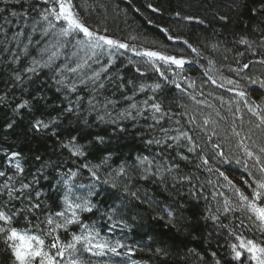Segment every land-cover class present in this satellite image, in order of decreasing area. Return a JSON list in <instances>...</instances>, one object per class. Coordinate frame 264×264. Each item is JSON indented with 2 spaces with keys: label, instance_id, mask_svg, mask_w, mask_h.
Returning a JSON list of instances; mask_svg holds the SVG:
<instances>
[{
  "label": "trees",
  "instance_id": "obj_1",
  "mask_svg": "<svg viewBox=\"0 0 264 264\" xmlns=\"http://www.w3.org/2000/svg\"><path fill=\"white\" fill-rule=\"evenodd\" d=\"M73 2L80 15L94 30L99 27L102 31L104 27H107L110 36L135 45L138 51L148 49L186 58L188 62L182 71L176 69L174 65L169 67L163 61H156V66L160 67L168 78L165 80L147 62V58L138 57L133 51L120 50L123 55L118 53L113 57L115 63L111 67L109 76L115 74L118 77L116 84L120 83L122 78L125 84L132 81L137 86L143 84L147 87L144 92H139L131 85L124 89H117L115 84L108 83L102 97L118 101L114 107L107 108L112 117L115 118L132 102L144 107L142 102L150 96H154L157 102L163 101L164 111L168 115L152 130L147 128L148 124L153 123L150 119V111L145 112V115L149 117L148 120L144 117H138L136 120L123 119L117 125H113L110 119L104 121L97 119L98 115L104 114L103 105L97 111H88L87 97L79 114L67 113L64 111L67 107V101L63 98L64 93L57 92V85L48 69H40L36 75L26 74L22 82L17 81L11 76V67L5 63L12 53L0 50V98H3L0 99V171H7L8 175H13L17 160L9 162V156L12 152L20 153L17 159L24 170L23 177L26 181L31 180L39 172V183L35 187L42 192L41 199L56 210L59 194L53 185H57L58 180L60 192L63 191L62 178L58 175V170L67 173L70 169L76 170L79 165L87 161L96 164L107 152L113 154L109 161L111 169L117 168L122 162L133 164L137 156H148L156 161L150 171L156 172L159 168V172L156 175L149 174L147 179H141L140 177L144 175L143 168L131 170L129 190L138 192L141 200L151 201V204L141 203L125 195L121 190H113L107 185L100 184L95 189L98 195L93 198V203H99L100 211L94 210L92 213L80 214L86 224L95 223L100 232L99 241L108 240L112 244L117 241L123 243L125 247L119 249L122 253H127L130 247L135 249L132 253L119 257L112 253L98 257L89 254L88 259L91 264H117V262L122 264H133V262L136 264H214L211 256L213 251L217 253L221 264H236L230 260L229 250L224 247L227 230L204 217L210 210L211 213L221 216L220 223L223 224H229L230 221L235 224L240 219H244L239 212L235 213L236 219L233 214L225 215L222 211L217 212V208L222 210L224 196L232 200L236 198L230 188L224 187L226 181L223 177L214 170L219 168L234 184L243 187L240 177L246 176V173L241 165L235 163L236 159L243 154L236 147L238 138L229 136V132L233 121L237 125V130H240L241 126L246 130L251 126L249 121L255 118L251 117L246 108H243L242 103L241 113L234 115L235 104L230 105L229 101H235L238 98L234 92L227 91V88L234 85H225L221 88L219 84L223 83L221 76L240 79L228 70L229 66L232 68L238 66L237 59L242 63L257 59L250 52L243 57H237L236 53L245 52L246 46L234 44L233 38L244 34L247 29V35L254 41L258 40V33H252L251 28L260 17L253 16L251 9L264 3V0H73ZM5 3L11 7L14 0H0V8L5 7ZM150 4L159 11L149 8ZM176 12H180L181 16L198 15L205 23L201 25L195 20H183L175 15ZM219 15L229 16L230 21L227 23L219 21ZM19 27L15 18L8 17L7 12L0 14V28L7 31L9 36ZM162 29H168V31L164 32ZM169 36L189 40L194 46L199 47L202 55L197 56L196 53H192L182 39L170 40ZM129 37H135V39H129ZM40 39L37 33L35 40ZM207 40L226 43L219 51L212 52L205 47ZM8 47L16 49L17 45L13 42ZM225 48H231L232 51L226 52ZM30 52L31 55L27 58L22 56V62L18 67L26 66L31 57L37 54L31 49ZM260 52L264 55V49H260ZM209 59L214 61L212 66L214 70H209ZM62 60L63 57L57 63ZM129 60L132 63H129ZM104 62L106 57L102 58V63ZM100 66L93 64L92 68L87 70L88 74L90 75L93 70H99ZM137 68L140 69L139 72ZM206 71L217 80L216 84L208 80ZM173 72L178 75H173ZM245 72L248 75L260 76L264 74V66L256 64ZM168 80H175L181 88L177 89L174 84L168 83ZM157 83L161 85V88L153 92L151 86ZM240 84L241 87H255L247 85L244 80H240ZM123 96H132L133 99L125 101ZM250 96L257 102H261L260 98L264 96V90L251 91ZM102 97L98 98L102 99ZM25 100L29 102L28 106L17 109V105ZM230 107L232 111H229ZM216 111H219L220 117L224 119L216 117ZM193 116L196 118V124L188 122ZM207 116L217 121L215 131L219 133V136L212 135L211 125L206 131H201L197 127ZM38 119L49 124V127L38 132L34 131L32 125ZM50 121L52 122L49 123ZM9 123L12 124L11 128L7 127ZM120 127H124L126 131H119ZM161 127L169 129V136L176 135L178 129L189 132V135H192L200 144V149L188 153L186 147L180 149L174 146L173 149H169L163 144L147 145L145 141L148 139L166 140L164 134L160 132ZM256 134L259 135V131ZM71 136L80 137L79 143L85 145V152H90L91 155H87L86 158L73 157L67 149L61 148V142H67ZM97 136L104 137V144L95 142L94 138ZM88 141L93 143L88 144ZM167 143L173 142L167 141ZM180 143L187 145L184 139H181ZM213 143L223 145L225 154L231 161L230 164L221 163V157L212 159L214 150L211 145ZM177 151H182L189 159L180 160ZM201 151L209 159V164L198 167L202 164L198 155ZM158 152L161 155L157 156ZM37 156L40 157L39 160L36 159ZM171 163H178L179 168L170 172L165 171ZM208 167H211L213 171H207ZM109 170L107 166L101 169L102 180L106 178ZM180 177L189 179L181 180ZM2 180L3 178H0V182ZM75 183L84 185L90 183L87 170L81 169ZM17 187H19L18 184ZM219 193H224V196H220ZM78 194L86 195L87 189L81 190ZM120 197H123L126 204V207L121 209V215L129 224L134 225L132 229L122 228L119 225L111 228L112 222L102 215L107 206L119 203ZM165 207L174 212L173 224H166V215L164 220L153 219L155 216L163 215L161 209ZM80 231L79 226L72 225L67 233L61 231V239L68 241L72 233ZM244 234L249 237L252 235L247 231H244ZM158 247L163 248L168 254L156 255L155 250ZM193 249L195 253H199V256L190 251ZM0 264H4L3 256H0Z\"/></svg>",
  "mask_w": 264,
  "mask_h": 264
},
{
  "label": "snow or ice",
  "instance_id": "obj_2",
  "mask_svg": "<svg viewBox=\"0 0 264 264\" xmlns=\"http://www.w3.org/2000/svg\"><path fill=\"white\" fill-rule=\"evenodd\" d=\"M43 5V7H41ZM149 8H153L150 4ZM153 11H159L153 8ZM7 12L8 17L15 18L20 27L17 31L12 32L9 36L8 32L0 28V50L3 52H10L6 64L11 67V76L22 82V78L26 74L36 75L40 69H48L52 73V78L57 85V92L64 93V99L67 101V107L64 109L67 113L76 112L79 114L80 110L85 105V97H87L88 111H97L103 105L104 114L98 115L97 119L104 121L110 119L113 125H117L120 120H136L138 117H144L148 120L149 117L145 115L146 111L151 112L150 119L153 123L147 125L149 130H152L155 125L159 124L165 116L168 115L164 111L163 101H156L154 96L142 102L144 107H141L136 102L129 103L127 108L122 109L115 118L107 111L108 106H115L118 101L108 97H102V93L107 89L108 83L115 84L117 89H124L128 85L139 92H144L147 86L141 84L137 86L132 81L125 84L121 82L116 84L118 77L115 74L109 76L111 67L114 65L115 57L118 53L123 55L120 50H128L135 52L138 57L147 58V62L160 73L165 80L164 72L160 67L156 66V61H163L164 64L176 69L183 70L184 65L188 62L184 56L166 55L159 51L145 49L138 51L135 45L128 42H123L108 34L107 27L101 31L99 27L93 29L80 15L73 0H14V4L9 7L5 3V7L0 8V14ZM251 13L255 17H260L257 22L252 25V33H258V40L254 41L247 35V29L244 34L234 36L233 43L246 46L245 52H237V57H243L247 52H250L257 59L249 60L242 63L239 59L236 60L237 67L229 66V71L235 73L240 79H231L221 76L223 83L219 87L223 88L225 85H234V87L227 88L228 92H234L238 98L235 101H229V104H235V114H239L243 108L254 117L255 120H250V127L246 130L241 126L237 130V125L233 121L230 127L229 136L238 138L236 147L242 152V157H238L236 164L241 165L246 173V176H241L240 181L243 187H238L232 180L225 175V172L219 168H215V172L223 177L228 187L233 192L235 200L224 196V193H219L224 196L222 210L217 208V212L222 214H233L239 212L244 219H240L238 223L229 224L220 223L221 216L209 213L205 219H211L220 228L227 230L226 243L224 247L229 250V257L231 261L236 264H264V96L260 98L261 102L251 98V91L264 90V74L260 76L248 75L245 70H250L253 65L264 66V55L261 54L260 49H264V3L251 9ZM176 16L183 20L193 21L203 25L205 21L198 15L181 16L180 12L175 13ZM219 21L229 22L230 17L227 15H219ZM9 22H11L9 20ZM167 32L168 29H162ZM39 33L41 39L35 40V35ZM172 39H182L183 43L196 53L197 56L202 55L199 47L194 46L189 40L182 37H168ZM135 39V37H129ZM35 40V43L33 41ZM15 42L16 49L9 48L8 45ZM225 41L207 40L205 47L212 52H217L225 44ZM257 46L254 47L253 45ZM22 45V47H20ZM43 45V46H41ZM31 50L36 51V56H32L29 63L24 67H18L22 62V56L27 58L31 55ZM226 52L232 51L231 48H225ZM63 60L57 63L58 60ZM106 57V62L102 63V58ZM227 59V56H225ZM129 63H132L129 60ZM93 64L101 65L99 70L91 71L89 75L87 70L92 68ZM209 70H214L212 66L214 61L208 60ZM223 67V65L221 66ZM139 72L140 69L137 68ZM219 71V70H216ZM173 75L178 73L173 72ZM208 80L216 84L217 80L205 72ZM31 78V77H29ZM240 80L246 81L247 85L255 86L253 88L241 87ZM107 81V83H106ZM168 83L174 84L177 89L181 85L175 80H168ZM152 91L161 88L159 83L151 86ZM135 92L133 93V96ZM98 97H102L98 98ZM3 99V98H0ZM125 101L132 100V96H123ZM195 99V97H193ZM223 102V98H220ZM27 100L17 105V109L28 106ZM211 107V106H210ZM232 111V108H229ZM216 117H220V112L216 111ZM224 119L223 117H220ZM55 119V118H53ZM242 119V117H241ZM50 121L49 123H51ZM190 124H196V118L190 117ZM85 123L87 121L85 120ZM179 123V121H177ZM211 125L212 135L219 136L215 131L217 121L211 116L203 118V122L197 125L201 131H206L207 127ZM8 128L12 124L7 125ZM49 124L43 120H36L32 129L40 131L47 129ZM119 131L124 132L126 129L120 127ZM177 134L169 136V129L160 128V132L164 134L166 140L148 139L145 141L147 145H161L169 149L176 148L183 149L186 147L188 153L196 152L200 149V144L196 142L189 132L183 130H176ZM259 131V135H257ZM80 137L71 136L67 142H61V148L67 149L73 157H85L91 153L85 152V145L79 143ZM143 139V137H141ZM181 139L187 141V145L180 143ZM211 139V137H209ZM227 140L228 137L226 136ZM97 144H104L105 140L102 136L94 138ZM172 141L173 143H167ZM93 141H88L92 144ZM214 150L212 159L221 157V163L230 164V159L226 156L223 145L221 143H213L211 145ZM112 153L107 152L100 157L99 162L93 164L87 161L78 166L76 170H69L67 173L59 172L58 175L62 178L63 191L60 192L58 180L57 188L59 194V203L56 205V210L52 205L46 204L42 197V192L37 190L35 185L39 183V172L33 176L31 180L23 177V168L21 167L18 157L20 153L12 152L9 156V162L17 160L15 172L13 175H8L7 171H0V256L4 258V264H91L88 255L98 257L104 256L106 253H112L116 257L121 255H128L135 249L128 248L127 253H122L119 249H123L125 245L119 241L115 244L108 240L99 241V230H97L95 223L86 224L81 219V213H92L94 210L100 211L99 203H93V198L98 195L95 191L98 185H107L113 190H121L125 195L131 196L133 199L141 201V203L151 201H143L136 191H130V171L136 168H143L144 175L141 179H147L149 174L156 175L159 172H151V166L156 163L154 159L148 156H137L135 163L128 164L122 162L117 168L111 169L109 161L112 159ZM157 156L161 153H157ZM199 159L202 161L198 167L207 166L209 159L203 155V151L199 154ZM177 156L180 160H188L189 157L184 155L182 151H177ZM40 159L39 156L36 157ZM109 167V172L106 178L101 179V169ZM146 166V167H145ZM46 167V165L44 166ZM178 163H171L165 171H172L178 169ZM81 169L87 170L90 178L88 185L76 184L75 179L80 175ZM212 172L213 169L208 167L206 169ZM47 179V177H45ZM181 180L189 179L188 177H180ZM212 183V181H209ZM17 184L19 187H17ZM87 189L86 195L78 194L81 190ZM215 195V194H214ZM19 205V206H18ZM126 204L123 197L119 198V203L107 206L102 215L111 223V228L120 226L122 228L132 229L134 225L129 224L123 215L121 209L125 208ZM163 215L153 217V219L164 220L167 216L166 224H173L174 212L167 207L161 209ZM135 220V217H133ZM35 221V223L33 222ZM247 221V223L245 222ZM72 225H77L81 229L79 233H72L71 239L63 241L61 239V231L67 233ZM175 226V225H173ZM111 230V229H110ZM244 231L252 233L246 236ZM95 241V242H94ZM195 253V250H190ZM156 255L166 256L168 253L163 248H156ZM199 256V253H195ZM214 264H221V260L217 258L215 251L211 252ZM203 259V257H201ZM122 264V262H117ZM136 264V262H133Z\"/></svg>",
  "mask_w": 264,
  "mask_h": 264
}]
</instances>
